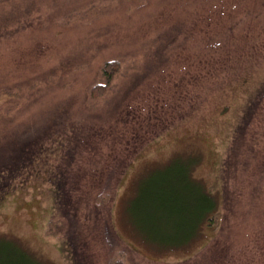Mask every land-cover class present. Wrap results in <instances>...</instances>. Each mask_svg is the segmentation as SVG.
Masks as SVG:
<instances>
[{
    "label": "rangeland",
    "instance_id": "obj_1",
    "mask_svg": "<svg viewBox=\"0 0 264 264\" xmlns=\"http://www.w3.org/2000/svg\"><path fill=\"white\" fill-rule=\"evenodd\" d=\"M1 170L0 264H264V0H0Z\"/></svg>",
    "mask_w": 264,
    "mask_h": 264
},
{
    "label": "trees",
    "instance_id": "obj_2",
    "mask_svg": "<svg viewBox=\"0 0 264 264\" xmlns=\"http://www.w3.org/2000/svg\"><path fill=\"white\" fill-rule=\"evenodd\" d=\"M119 69H120V64L115 59L108 60L105 63L104 68H103V74L106 77L107 82L98 83L92 88L91 95L94 98L101 97L107 92L110 80L112 79L114 74L118 72ZM38 151L40 152V147H34V149L28 150L27 152H25L23 149H21L20 152L18 153L19 161H16L15 163L22 168L26 167L27 163L29 164L30 161H34V156L36 155V153H38ZM5 172L6 171H4V170L0 171V192H2V191L6 192L7 189L9 190L10 187L12 186V183H13V182H4L3 178L6 175ZM18 175L19 174L15 175V176H18ZM55 179L57 181H55ZM55 179L53 178L52 180L54 182L53 184H55V202H56V206H57L56 209H58V205H59L58 199L61 198L63 191H62V186H61L62 184L60 182V179L59 178H55ZM224 192H225V190H224ZM225 194H226V196H228L227 193H225ZM198 200L200 201V204H202L204 206L203 209H200V211L196 212L199 215L202 212H204V213H202V215H200V218H202V216L204 214L208 213L209 211L213 212L216 209V202H215L216 199H215L214 195H212V196L210 195L209 197H207V196L206 197H199ZM202 201L203 202L205 201V202L202 203ZM156 215H158V214L156 213L155 216ZM199 219H197L195 221V224L197 223V221ZM196 227H199V226L196 225ZM197 230H198V228L196 229V231ZM194 235H196V234L194 233L192 235L185 236V237H183V239L181 241H175L172 243H167V241L164 238H161L162 241H160V245L173 246V245L185 244V243H188L191 238L193 239Z\"/></svg>",
    "mask_w": 264,
    "mask_h": 264
}]
</instances>
